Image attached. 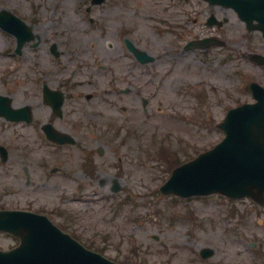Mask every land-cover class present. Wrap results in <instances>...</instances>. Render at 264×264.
<instances>
[{"label": "rangeland", "instance_id": "1", "mask_svg": "<svg viewBox=\"0 0 264 264\" xmlns=\"http://www.w3.org/2000/svg\"><path fill=\"white\" fill-rule=\"evenodd\" d=\"M154 1L105 0L90 6V0H0V10L13 13L28 29L34 25V35L40 36L36 49L27 43L16 55L15 39L0 30V94L11 97L14 107L30 106V76L51 63V43L60 41L61 50L73 55H117L127 53L121 41L125 31L157 59L143 78L152 74L153 83L162 81L152 111L159 104L163 109L147 122L139 119L115 129L114 143L109 144L118 149L109 146L108 156L114 162L109 173L121 188L117 193L110 184L79 191L60 175L51 177L48 169L54 163L49 157L46 167L47 149L30 137V127L0 121V145L9 151L8 160L0 162L1 205L50 211L58 227L121 264H260L264 205L230 202L218 195L188 200L162 196L159 188L170 169L156 154L169 149L172 165H178L222 140L216 125L226 112L252 102L250 82L264 86V67L250 62L252 54L264 56V38L246 31L230 10L215 8L216 18L225 24L215 29L205 25L212 11L204 3L164 11L152 6ZM87 25L99 26L89 34ZM172 27L187 35L177 39L169 33ZM210 35L223 44L209 47L203 54L208 56L198 51L180 59L173 56L182 53L186 40ZM148 86L151 92L153 85ZM197 91L205 97L203 103ZM11 243L0 236V248ZM205 247L214 254L203 261L198 252Z\"/></svg>", "mask_w": 264, "mask_h": 264}, {"label": "flooded vegetation", "instance_id": "2", "mask_svg": "<svg viewBox=\"0 0 264 264\" xmlns=\"http://www.w3.org/2000/svg\"><path fill=\"white\" fill-rule=\"evenodd\" d=\"M98 26H87L88 33ZM56 41L57 54L48 48L49 66L43 74L30 76V137L45 142L46 157L60 163L52 171L78 189L113 185L109 172L114 162L108 152L109 146L113 150L115 146L109 143H114L117 127L143 120L148 107L153 108L155 97L147 96L152 82L143 78L150 63L130 54L73 55L62 51ZM95 50L93 43L91 51ZM55 137L63 143H53Z\"/></svg>", "mask_w": 264, "mask_h": 264}, {"label": "water", "instance_id": "3", "mask_svg": "<svg viewBox=\"0 0 264 264\" xmlns=\"http://www.w3.org/2000/svg\"><path fill=\"white\" fill-rule=\"evenodd\" d=\"M236 4L237 1L236 11L247 23L251 18L264 14V0H244ZM8 21L16 25H7ZM259 21L264 25V18ZM0 26L16 33L21 43L22 35L14 29L24 28L20 20L3 11L0 13ZM251 88L257 103L230 111L221 125L225 139L213 150L175 169L161 187L162 193L181 197L213 193L235 199L261 197L264 191V89L255 84ZM20 112L23 115V111L4 110L6 116L15 120L21 118ZM20 214H3L13 219L0 216V230L12 233L30 231V264H112L85 251L46 220L31 214L30 218L20 219L17 216ZM21 237L24 240L29 238ZM13 253L0 252V264H11Z\"/></svg>", "mask_w": 264, "mask_h": 264}]
</instances>
